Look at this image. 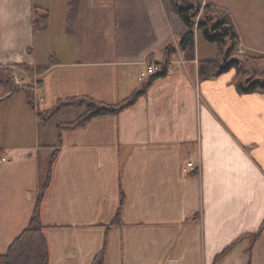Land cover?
Returning <instances> with one entry per match:
<instances>
[{
	"label": "crops",
	"instance_id": "0c3cea01",
	"mask_svg": "<svg viewBox=\"0 0 264 264\" xmlns=\"http://www.w3.org/2000/svg\"><path fill=\"white\" fill-rule=\"evenodd\" d=\"M192 1L229 13L264 79V0ZM185 30L171 0H0V67L46 68L41 111L73 98L118 104L148 81L147 63L167 67L118 115L74 127L86 109L68 106L44 121L40 146L52 150L34 161L24 148L18 177L7 176L14 160L0 163L4 253L29 226L13 195L35 170L49 181L50 264H93L103 251L105 264H264V93H240L234 69L201 78L200 62L220 51H203L196 30L186 58Z\"/></svg>",
	"mask_w": 264,
	"mask_h": 264
},
{
	"label": "trees",
	"instance_id": "16d2710c",
	"mask_svg": "<svg viewBox=\"0 0 264 264\" xmlns=\"http://www.w3.org/2000/svg\"><path fill=\"white\" fill-rule=\"evenodd\" d=\"M171 7L183 21L186 30L179 42L180 51L188 59H194L196 55V30L202 34L206 41L216 44L219 48V57L214 60L201 61L199 64L200 77L206 79L210 76H219L230 70L236 71V86L240 93H264V79H255L248 74L244 61L246 56L239 58L240 41L239 35L232 22L229 13L217 7L206 5L203 7L199 21L197 16L202 5L195 4L192 0H171ZM39 28L46 24L43 20L35 21ZM167 52H176L173 46L166 49ZM171 58V57H170ZM243 58H245L243 60ZM14 68L24 71L22 82L17 85L14 78ZM46 68L19 65L16 67H0V88L5 96L23 93L28 104L35 109V85L41 80H35L36 75L43 74ZM167 73L164 65L162 71L148 79L143 87L137 90L128 99L115 104L106 105L91 98L67 99L60 101L58 105L49 112L39 111L38 116L43 121L51 119L61 109L74 106L84 107L86 112L79 117L71 126L78 127L87 124L92 119L105 115H118L127 107L133 105L139 97L144 95L152 83ZM5 159V151L0 146V163ZM49 181L38 196L36 206L32 214L29 226L12 242L5 254H0V264H50V252L44 235V226L41 219V204L44 191ZM93 264H105V251L99 254Z\"/></svg>",
	"mask_w": 264,
	"mask_h": 264
},
{
	"label": "rangeland",
	"instance_id": "374dc122",
	"mask_svg": "<svg viewBox=\"0 0 264 264\" xmlns=\"http://www.w3.org/2000/svg\"><path fill=\"white\" fill-rule=\"evenodd\" d=\"M199 36V44L203 51H209L206 50L211 48L207 44L208 41H206L202 34ZM239 52L240 50L237 53L238 57H244L242 56L243 54ZM244 59L245 58H243V60ZM244 61H247L246 63L244 62V64L248 70V74H250L252 78L260 79L258 74L261 72L262 65L259 62L253 61L249 56H246ZM14 72V77L19 76L22 82L23 72L16 70L15 68ZM39 111L41 110H36L28 104L26 96L23 93L6 97L3 89L0 88V146L7 154L5 157V159L7 158V163L14 160L12 165L7 164V167H11L12 169L8 171L9 174L7 176L9 178L14 175H17L18 177L19 173L21 174L22 170L25 169L26 153L22 151L24 148L32 149L34 161L37 160L40 152L44 157L46 154L44 151L45 148L52 150V147L40 146V144H43L41 143L43 136L41 127H45L44 133L48 141H50V131L46 128L45 122L38 116ZM38 148H40V152L38 151ZM13 149H15V151H12ZM34 172L35 170L31 171L33 174V180L29 183V179H26L21 185L18 183V186L15 189V195H13L17 202L16 209H20L21 214H24L26 211L29 216H32V213L34 212L36 201L40 194V188L45 185L47 178L42 174L40 175L39 173ZM4 182L5 175L4 173H1L0 185L3 186ZM39 183L40 185L38 187ZM2 197L3 195H0V202L4 203ZM0 217H2L1 213ZM3 218L5 217L3 216ZM0 221L2 220L0 219ZM5 251L6 250L0 248V254H5Z\"/></svg>",
	"mask_w": 264,
	"mask_h": 264
},
{
	"label": "built area",
	"instance_id": "2783aa9c",
	"mask_svg": "<svg viewBox=\"0 0 264 264\" xmlns=\"http://www.w3.org/2000/svg\"><path fill=\"white\" fill-rule=\"evenodd\" d=\"M205 5L202 6V8L200 9V13L197 16V22L199 21V18L201 16L203 7ZM241 54H245L244 51L240 50ZM162 71V65L159 64H155V63H147L143 70L141 71L140 74V80L144 81L146 79H149L150 77L160 73ZM35 80L37 81V79H40L39 77L35 76L34 77ZM14 81L16 82V84H20L21 83V78L19 76H15L14 77ZM42 88L40 86V83L36 82L35 85V109L38 110L40 109L39 106L44 102V97H43V93H42ZM194 168V164L193 163H188V166L184 169L185 172H188L190 169Z\"/></svg>",
	"mask_w": 264,
	"mask_h": 264
}]
</instances>
